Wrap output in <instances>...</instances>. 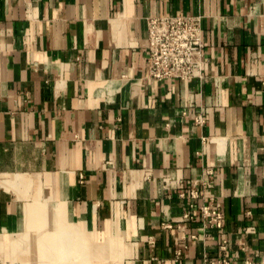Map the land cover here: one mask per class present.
Here are the masks:
<instances>
[{"label": "crops", "instance_id": "crops-1", "mask_svg": "<svg viewBox=\"0 0 264 264\" xmlns=\"http://www.w3.org/2000/svg\"><path fill=\"white\" fill-rule=\"evenodd\" d=\"M169 15L203 17L202 78L149 79ZM0 235L10 264H264V0H0Z\"/></svg>", "mask_w": 264, "mask_h": 264}, {"label": "built area", "instance_id": "built-area-1", "mask_svg": "<svg viewBox=\"0 0 264 264\" xmlns=\"http://www.w3.org/2000/svg\"><path fill=\"white\" fill-rule=\"evenodd\" d=\"M201 15H169L148 18V77L161 83L164 81L186 82L202 78L204 65V41ZM197 122L205 120L199 116ZM198 191L192 192V198L198 199ZM200 218L207 227L224 228V215L221 205L211 199L200 207ZM186 217L193 218L192 215ZM222 236L221 250L227 248L228 240ZM205 264H232L229 260L206 259ZM245 264H255L246 261Z\"/></svg>", "mask_w": 264, "mask_h": 264}, {"label": "bare ground", "instance_id": "bare-ground-1", "mask_svg": "<svg viewBox=\"0 0 264 264\" xmlns=\"http://www.w3.org/2000/svg\"><path fill=\"white\" fill-rule=\"evenodd\" d=\"M46 252V257H45V260H44V263L46 264H56L58 263L59 264V259L58 257L56 256V249H45ZM59 251V250H58Z\"/></svg>", "mask_w": 264, "mask_h": 264}, {"label": "rangeland", "instance_id": "rangeland-1", "mask_svg": "<svg viewBox=\"0 0 264 264\" xmlns=\"http://www.w3.org/2000/svg\"><path fill=\"white\" fill-rule=\"evenodd\" d=\"M4 235H0V239L3 238ZM12 255V249H1L0 252V263L2 264H10V257Z\"/></svg>", "mask_w": 264, "mask_h": 264}]
</instances>
